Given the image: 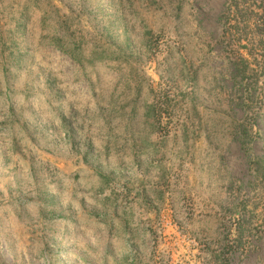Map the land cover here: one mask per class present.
<instances>
[{
  "label": "rangeland",
  "instance_id": "374dc122",
  "mask_svg": "<svg viewBox=\"0 0 264 264\" xmlns=\"http://www.w3.org/2000/svg\"><path fill=\"white\" fill-rule=\"evenodd\" d=\"M0 264H264V0H0Z\"/></svg>",
  "mask_w": 264,
  "mask_h": 264
},
{
  "label": "trees",
  "instance_id": "16d2710c",
  "mask_svg": "<svg viewBox=\"0 0 264 264\" xmlns=\"http://www.w3.org/2000/svg\"><path fill=\"white\" fill-rule=\"evenodd\" d=\"M246 40H247V38H246ZM249 57H252V54H247V56H243L241 54H238L232 60L234 79L239 78L240 79L239 82L243 83L240 96H241L242 100L245 101L244 102L245 108L243 110L246 112H249V110H251L250 108H251V105L253 104L254 100H257L258 98H260V92H258V93L256 92L257 81L256 80L249 81V79H251L252 77H255L256 72H257L253 63H251L249 61V59H248ZM248 85H251L252 87L248 88ZM157 95L159 97L157 103L151 104L150 106H148L146 108V111H145V117L147 119H152V121L155 124H159V120L162 116V111H163L162 107H161L162 103H160L159 100L162 99L164 101V104H165L164 109L166 107H168L170 102L174 101V98L171 99L170 96L164 92H159V94H157ZM185 96L186 97L188 96L187 93L184 94V97ZM193 102H194V100H192V102L191 101L188 102L191 109H194V106H193L194 104H192ZM250 113L252 116H256V112H255L253 107H252V110L250 111ZM237 129H238V133L241 137L246 132V130L244 129L243 123L238 124ZM165 132L167 133V127L165 128Z\"/></svg>",
  "mask_w": 264,
  "mask_h": 264
}]
</instances>
